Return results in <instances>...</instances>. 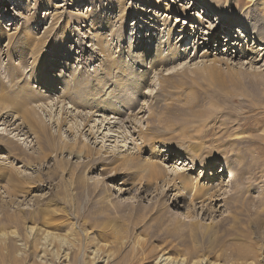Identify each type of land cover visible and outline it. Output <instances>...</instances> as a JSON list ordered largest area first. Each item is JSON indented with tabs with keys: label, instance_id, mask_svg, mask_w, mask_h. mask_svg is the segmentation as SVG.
I'll list each match as a JSON object with an SVG mask.
<instances>
[{
	"label": "rangeland",
	"instance_id": "1",
	"mask_svg": "<svg viewBox=\"0 0 264 264\" xmlns=\"http://www.w3.org/2000/svg\"><path fill=\"white\" fill-rule=\"evenodd\" d=\"M210 4L216 8L211 10ZM251 14L264 18V0H0V77L5 89L14 87L10 72L24 53L20 46L25 38L39 48V58L28 54L27 65L21 67L25 77L35 66L39 74L57 80L47 91L30 80L29 91L38 97L12 116L4 117L14 110L5 107L12 106V97L0 94V132L17 139L25 154L35 158L26 164L0 144V168L6 172L0 178V221L4 214L19 218L38 208L48 214L43 223L22 220L0 229V249L13 240L12 255L19 264H156L164 258L173 262L169 264L264 263V103L242 105L238 100L244 97L236 89L232 99L213 96L207 101L196 100L195 89L203 95V85L173 88L170 99L160 90L167 73L191 74L214 58L220 59L222 72L264 76L263 50L241 54L240 45H247L245 37L251 35L245 23ZM257 19L251 22L264 26ZM210 36L211 47H204ZM228 42L232 51L226 54ZM169 50L181 54L153 66ZM129 68L134 70L130 77L144 73L146 82L140 95L134 94L133 108L125 107L120 93ZM98 82L102 102L88 96L90 103L83 104L64 94H75L76 86L90 93ZM156 102L177 107L193 102L192 122L160 127L157 139L145 144L139 134L147 133ZM26 110L55 141L71 149L78 143L77 150L88 147L101 159L92 164L84 155L43 149V139L30 131L16 136L13 126L21 123L23 111L29 114ZM147 163L158 165L166 178H152ZM9 172L23 179L26 193L10 186ZM178 172L187 175L189 186L172 179ZM55 191L58 200L52 201ZM56 211L64 222L59 230L51 224ZM30 227L37 235L26 233ZM43 231L62 237V247L52 240L47 254L40 246L36 249L33 237L40 238ZM235 247L241 254H234ZM57 253L62 255L58 260ZM4 261L15 264L11 258Z\"/></svg>",
	"mask_w": 264,
	"mask_h": 264
},
{
	"label": "bare ground",
	"instance_id": "2",
	"mask_svg": "<svg viewBox=\"0 0 264 264\" xmlns=\"http://www.w3.org/2000/svg\"><path fill=\"white\" fill-rule=\"evenodd\" d=\"M208 5H207V7L210 8L211 10L216 8L215 6H213L211 4H210L211 7H209ZM187 12H188V9H187ZM221 16H223V15L220 13V18H221ZM248 17L249 18H248V20H246L245 23H246V28H247V30H249L251 32V35H248V37H245V42H248L247 45L246 44L240 45L241 54H243V56H246V54H248V52L250 53L252 51H262V50L264 51V26H261L260 22L257 21V20H261V22L263 23L264 18H258L257 19L255 17V15H252V14ZM192 19L195 20L194 17H192ZM252 19H253V21L255 19H257L256 21L258 22V24L252 23L251 22ZM211 39H212V36L208 37L207 39H205L206 40L205 43L202 42V45L204 47H207V48L211 47ZM22 42L23 43L21 44L20 47H23V45H24L23 48H25V50H24V53L22 56L19 55L20 56L19 57L20 58L19 64H18L19 66L16 65V67H14V69L12 68V70L14 72H10V80L12 83H14L13 84L14 87L10 86L9 87L10 89L9 88L5 89V85L3 83L2 77H0V94L4 93V94H7V96L9 94L13 100V101H11L12 103H10V104H12L11 107L10 106H5V107L6 108L9 107L10 109L11 108L14 109L13 111H8V113H5L4 117L12 116L11 112L20 111L23 107V104L25 102H30V99L33 96L38 97L35 92L29 91V89L31 88V86L29 87V81L30 80H34L35 82H40L41 86L43 87V91H45L47 88L52 89L55 86L56 81H57V80L51 79L47 74H43V73H42V75L39 74V72H37L38 69L35 66H31L30 69H28L29 70L28 71L29 76L25 77V75L21 71V67L27 65V59L29 58L28 54L33 56L34 60H37L39 58V55H38L39 52L37 51L39 48L37 45H33L31 47V45L29 43V38H25V40ZM194 42L198 43L199 41H194ZM249 42H251L250 45H249ZM257 43H259V44H257ZM229 44L230 43L228 42L225 45L227 47L225 49L226 54H229L232 51ZM36 51H37V53H36ZM217 51H219V50H217ZM169 52L170 53L166 52L164 54L159 55L157 57V59L154 61L153 66H158V65H161L162 63L165 65L168 62H170L171 60L177 59V57H179V55L181 54V51H178V50H173V51L169 50ZM206 52L207 51H205L204 56H207ZM182 54H184V53H182ZM185 54H186V52H185ZM217 61L219 62L220 59L214 58L212 61H209V63H204L201 67H198L194 70H191L192 71L191 74H188L186 72L179 74V75L167 73L166 74L167 76H163L160 79L161 95L163 96L164 99L166 97L168 99L171 96V94L174 93L173 88H182V87L193 88L194 87V89H195V87L201 88L203 85V86H205V90L206 89H209V90L208 91L204 90L203 95H199L201 93H198V91L195 89V92L197 95L196 100L201 98L200 100L202 101V100H206L208 97H213V96H217L219 98L221 97L220 99H222V98L232 99L231 96H235L234 90L236 89L239 91L241 96L244 97V98H240L238 100V102L241 103L242 105H245L247 102L249 104L248 107L250 108L254 104H250L249 102H258L260 104L262 102L264 103V76L263 75L260 76V75L253 74V73L233 72V71H229V69L226 72H222L221 69L219 68V65H218L219 63L217 64ZM36 65H37V63H36ZM114 65L115 64L112 63L110 66H114ZM130 68L133 69L132 66ZM130 68H129V71L124 72V74L122 75L125 79L122 80V89L120 92L123 95L122 103L127 108H133L137 104V100L134 97V94H135V96L137 94L140 95L142 86L146 83L144 80V76H143L144 73L140 74V75H136L135 77H133V76L130 77V74L134 73V70L130 71ZM129 72H131V73H129ZM125 80H126V82H125ZM88 85H87V87H88ZM169 88H171V89H169ZM75 89H76L75 94H72L74 91L66 93L67 90L65 91L64 94L68 95L69 98H71L73 100H78V102L79 101L83 102V104H85L84 102H87V104L90 103V100L88 101V99H87L88 96H89L88 98L95 99L94 100L95 102H102V100L104 98L103 97V91L101 90L102 85H100V82H98L94 88H92V89L90 88V93H88V91H85V94H83V89L81 87L78 88L76 86ZM118 90L119 89L117 88V91ZM128 90H131L133 93L128 94L127 93ZM113 92L114 91H112V93ZM212 92H217V93H212ZM114 93H116V92H114ZM41 95H43V94L41 93L40 96ZM142 95L145 96L143 92H142ZM1 96H2L1 98H5V95H1ZM116 99H119V95ZM156 101L158 102V100H156ZM235 101H236V99H235ZM168 103L171 104V102H167V104L157 103L158 104L157 108H151L150 115L153 116V117H151V120H150L151 125L149 124V127L146 128L147 133L144 132L142 134H139L140 138L143 140V142L145 144H148L149 142L153 143V141L157 139V135H158L157 130H159L160 127L165 129L166 128L165 126H168V127L169 126L170 127L171 126H186V124L192 122V118H190L189 116L191 114H194V112L192 111V107H191V104L193 102L192 103L191 102L186 103L182 107H177L175 104L174 105L172 104L173 106H168ZM192 106H195V105H192ZM158 108H159V110L157 111ZM258 108H260V107H258ZM10 109H8V110H10ZM33 111H36L34 107H33ZM156 111L160 112V114L157 115ZM27 112H29V111H27ZM21 114L22 115H19V117L21 118V123L18 122L15 126H13V129L17 131L16 136L20 133L22 135H24L27 133V131L28 132L30 131V132L34 133L35 135H37L36 136L37 138L43 139L42 140V142H44L42 144L43 149L46 148L48 150L56 151V152L57 151H59V152L68 151L70 153H74L77 156L84 155L85 157H87L89 159V163H92V164L95 161H99V159H101V158L96 157L95 153H93L88 147H85V149L79 148L77 150L78 143L75 144L74 147L71 149V148H69V145L62 144L58 141H55V137L47 132L45 126L36 117L32 116L33 113L31 112V110H30L29 114H27L24 111ZM0 116H3V114H1ZM5 119H7V118H5ZM17 119H18V116L17 117L15 116L14 121ZM63 122H64V120H62V119L58 122V131L61 130V126H62ZM25 127H27L28 130L23 131V129ZM151 132H153V133H151ZM6 133L0 132V142H1L0 144H2V146L6 147L9 151V153L13 154L15 159H19V157H20V159H23V162H25L26 164L32 163V161L35 158L28 157V155L25 154L26 153L25 147L22 146L20 143H18L17 139L9 136V134L8 133L6 134ZM234 136H236V135H234ZM236 137L240 138V135L237 134ZM153 148H154V146H153ZM14 151H17L18 153H15ZM151 152H152V154H154L155 150L151 149ZM22 155H25L26 158H24ZM44 157H45V155H44ZM102 161L106 162V160H104V159ZM113 161H114V159L112 158L108 162L112 163ZM146 165H147V170H148V172L152 178L158 179L163 175L161 170L157 171L156 168L158 167V165H156L155 163H147ZM5 173L6 172L2 168H0V178H5L6 177V176H4ZM163 176L166 178L165 174ZM174 177L177 180L179 179V182H181V184L184 187H187L190 185L189 178L184 173L178 172L177 174L173 175V178H172L173 180H174ZM6 179L12 188L18 187L23 194L27 192V190H25L26 188L24 189L25 182L23 181L22 178H19V177L15 176L14 174H12L11 172H9ZM43 182H44V180L38 182L34 186V188H37V185L43 184ZM50 183L51 182H49V184ZM93 185L95 188H98V187H96L97 185H95V184H93ZM38 187H39V185H38ZM196 190H197V192H196L197 194L201 193V189L196 188ZM52 197H51V200L53 199ZM57 200H58V192L55 191L54 192V200H52V201H57ZM44 212H45V209L38 208L34 211H30V212L28 211L27 213L25 212V215L22 214V216L19 218H17L16 216H7V214H4L2 217L3 222L0 221V229H3L4 227L10 225L11 223L16 224L18 222H23L22 220H24V221H28V220L35 221L36 220L37 222L43 223L46 220V217L48 215V214L46 215ZM56 212L57 213H55L51 217V219L53 218V222L51 224L53 225L55 230H59V229L63 228L64 222H62L63 220L61 222H60V220H58L60 217H62V213L60 211H56ZM192 232H194V231H192ZM12 233L14 236L19 235L18 230L12 231ZM26 233L27 234L29 233L30 237L32 235L33 236L37 235V229L36 228L33 229V227H30L29 229L26 230ZM40 234H41V237L39 236L40 238H38V239L37 238L34 239V237H33V243H34V246L36 249L39 248L38 246H40V249H42L43 253L48 252L49 244H53L52 240H54V243H55V240L57 241L55 244H57L58 248L62 247V242L64 241V239L62 237H61L62 238L61 239V238H58V236H56V235L54 236L52 233L49 234L48 232H44V231ZM27 237H28V235H27ZM11 241L13 242V240H11ZM12 242H9V243L5 242V244L2 245L1 249L4 248V249H2V251L6 250L4 254L1 253L2 251L0 249V258H1L2 263H4V264H6V262L4 260L9 259V258H11V261L13 263L19 264V263H16L17 258H15L12 255V252L16 248ZM242 251L243 250L240 249V247H237V248L235 247L234 254H241ZM45 254H47V253H45ZM61 256L57 253L55 258L58 260ZM169 261H170V263L172 262L171 260L164 258V259L156 262V264H169ZM192 264H202V261H200V262L198 261V263L196 262V263H192ZM262 264H264V263H262Z\"/></svg>",
	"mask_w": 264,
	"mask_h": 264
}]
</instances>
